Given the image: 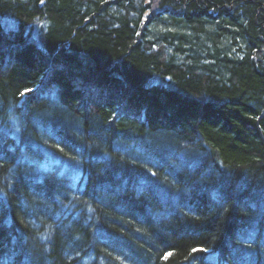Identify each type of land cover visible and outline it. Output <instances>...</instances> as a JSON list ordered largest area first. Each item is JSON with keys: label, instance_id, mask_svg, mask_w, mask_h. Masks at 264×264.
I'll return each instance as SVG.
<instances>
[{"label": "trees", "instance_id": "obj_1", "mask_svg": "<svg viewBox=\"0 0 264 264\" xmlns=\"http://www.w3.org/2000/svg\"><path fill=\"white\" fill-rule=\"evenodd\" d=\"M0 264H264V0H0Z\"/></svg>", "mask_w": 264, "mask_h": 264}]
</instances>
